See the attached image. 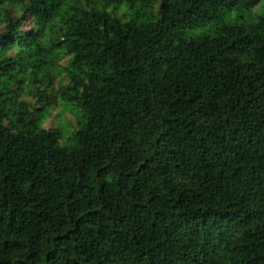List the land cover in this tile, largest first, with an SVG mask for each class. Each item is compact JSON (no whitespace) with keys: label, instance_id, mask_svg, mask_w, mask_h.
<instances>
[{"label":"trees","instance_id":"obj_1","mask_svg":"<svg viewBox=\"0 0 264 264\" xmlns=\"http://www.w3.org/2000/svg\"><path fill=\"white\" fill-rule=\"evenodd\" d=\"M255 1L0 0V264H264V9L216 18Z\"/></svg>","mask_w":264,"mask_h":264},{"label":"rangeland","instance_id":"obj_2","mask_svg":"<svg viewBox=\"0 0 264 264\" xmlns=\"http://www.w3.org/2000/svg\"><path fill=\"white\" fill-rule=\"evenodd\" d=\"M160 0H156L158 4ZM157 4L153 5L150 9L153 13L156 11ZM264 9V0H256L255 2H251L248 7L237 6L232 7L229 10H223L218 12L217 20L223 21L224 23L231 22H249L256 15L262 13ZM107 11L111 12L113 15H121L126 13L124 7L119 6L115 8H107ZM129 13V11H128ZM213 21L205 24L204 26H194L186 30L187 36L198 35L203 32H210L211 24ZM4 24H0V32L3 29ZM32 29V22L28 15L23 16V20L20 24L21 31H30ZM13 53V51H8V54ZM67 60V57L63 58L59 61L60 65H63ZM63 75H60L62 78ZM58 78L53 81L54 90L57 88ZM11 86H15V83H12ZM50 102L46 106L45 110L38 116L37 118V126L44 128H57L61 132V140L60 143H64L66 137L69 136L72 129L75 127L76 120L78 117L77 111L68 103H64L60 100L59 97L54 96L53 91H48ZM35 97L30 96L26 89L22 90L19 94L18 100H25L28 102L35 103ZM35 107H38L37 104H34Z\"/></svg>","mask_w":264,"mask_h":264}]
</instances>
